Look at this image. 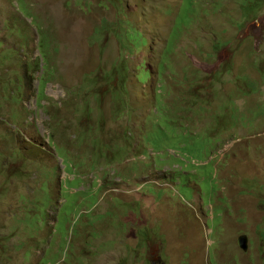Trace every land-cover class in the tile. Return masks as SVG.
Segmentation results:
<instances>
[{"label":"rangeland","instance_id":"rangeland-1","mask_svg":"<svg viewBox=\"0 0 264 264\" xmlns=\"http://www.w3.org/2000/svg\"><path fill=\"white\" fill-rule=\"evenodd\" d=\"M159 261L264 264V0H0V264Z\"/></svg>","mask_w":264,"mask_h":264},{"label":"clouds","instance_id":"clouds-1","mask_svg":"<svg viewBox=\"0 0 264 264\" xmlns=\"http://www.w3.org/2000/svg\"><path fill=\"white\" fill-rule=\"evenodd\" d=\"M179 1H180V0H178V4H179ZM174 9H175V8H174ZM173 12H174V11H173ZM240 241H241V244H242L241 247H242V248L246 247V245H245V238H242ZM159 264H160V261H159Z\"/></svg>","mask_w":264,"mask_h":264},{"label":"trees","instance_id":"trees-1","mask_svg":"<svg viewBox=\"0 0 264 264\" xmlns=\"http://www.w3.org/2000/svg\"><path fill=\"white\" fill-rule=\"evenodd\" d=\"M141 44H142V42H139V39H138L137 42L134 43V46L137 47V46H139V45H141Z\"/></svg>","mask_w":264,"mask_h":264}]
</instances>
